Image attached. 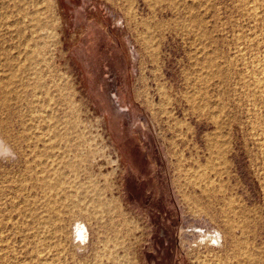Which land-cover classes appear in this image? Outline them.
Segmentation results:
<instances>
[{
  "label": "rangeland",
  "instance_id": "1",
  "mask_svg": "<svg viewBox=\"0 0 264 264\" xmlns=\"http://www.w3.org/2000/svg\"><path fill=\"white\" fill-rule=\"evenodd\" d=\"M0 138V264H264V0H0Z\"/></svg>",
  "mask_w": 264,
  "mask_h": 264
},
{
  "label": "bare ground",
  "instance_id": "2",
  "mask_svg": "<svg viewBox=\"0 0 264 264\" xmlns=\"http://www.w3.org/2000/svg\"><path fill=\"white\" fill-rule=\"evenodd\" d=\"M11 149H9V147L7 145H3L2 143V139L0 138V155L2 154V156L7 155L9 154ZM7 153V154H6ZM11 154V153H10ZM13 155V154H12ZM64 193V192H63ZM68 196V195H67ZM98 203V202H97ZM6 205V204H5ZM94 205V204H93ZM99 207V206H98ZM13 212V211H12ZM75 237L76 239L78 240V243H84L85 240H87V228L86 226L83 224V223H78L77 225H75ZM210 239H213V238H210ZM213 242H210V245H215V246H219L220 247H223L222 246V242L223 240H220V238L216 239V240H212ZM220 244V245H219ZM83 245V244H82ZM243 245V244H242ZM241 246V245H240ZM80 248V247H79ZM3 256V255H2Z\"/></svg>",
  "mask_w": 264,
  "mask_h": 264
},
{
  "label": "flooded vegetation",
  "instance_id": "3",
  "mask_svg": "<svg viewBox=\"0 0 264 264\" xmlns=\"http://www.w3.org/2000/svg\"><path fill=\"white\" fill-rule=\"evenodd\" d=\"M208 237V236H207ZM203 241H206L205 239L203 240ZM208 244H209V246H210V242H213L212 240H210V239H208Z\"/></svg>",
  "mask_w": 264,
  "mask_h": 264
}]
</instances>
